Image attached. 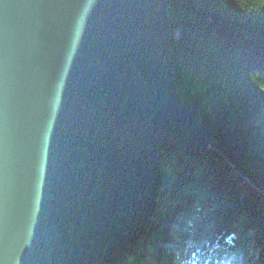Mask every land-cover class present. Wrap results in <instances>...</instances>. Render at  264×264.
Listing matches in <instances>:
<instances>
[{
    "label": "water",
    "instance_id": "95a60500",
    "mask_svg": "<svg viewBox=\"0 0 264 264\" xmlns=\"http://www.w3.org/2000/svg\"><path fill=\"white\" fill-rule=\"evenodd\" d=\"M171 38L167 0H0V264H105L152 218L159 147H212Z\"/></svg>",
    "mask_w": 264,
    "mask_h": 264
},
{
    "label": "trees",
    "instance_id": "16d2710c",
    "mask_svg": "<svg viewBox=\"0 0 264 264\" xmlns=\"http://www.w3.org/2000/svg\"><path fill=\"white\" fill-rule=\"evenodd\" d=\"M167 5L178 95L200 110L214 142L197 153L159 147L153 217L105 264H176L153 242H170L176 211L190 220L194 264H264V0Z\"/></svg>",
    "mask_w": 264,
    "mask_h": 264
},
{
    "label": "rangeland",
    "instance_id": "374dc122",
    "mask_svg": "<svg viewBox=\"0 0 264 264\" xmlns=\"http://www.w3.org/2000/svg\"><path fill=\"white\" fill-rule=\"evenodd\" d=\"M177 36H178V30L174 29L172 31V38L175 39V38H177ZM180 151L187 152V153H194V152L184 151V150H180ZM188 205L189 204H186L185 205L186 207L184 206L182 208H187ZM167 209H168V207L166 205H164V209L163 210H167ZM172 216H173L172 220L169 221V222L168 221L166 222V223L170 224V226L173 229V235H171L172 238H171L170 242L169 243H164V242H161L158 239H155L153 242H154V244L163 247V250H164L165 254L167 252H172V254H174V256H175L174 257L175 262H177L178 264H194V262H193V252H191L188 249V247L185 248V246H187V244H185V242L187 243L189 240L194 242L190 238L191 237L190 233H191V229H192L190 220L188 219V217H186V213L185 212L184 213H180L179 211H176ZM152 217H153V214H152ZM166 223L164 222V223H162V225H164ZM160 227L161 226H158V227H156V229H159ZM174 232H175V234H174ZM180 234H184L185 236L183 235L182 236L183 238L182 237L180 238V237H178V236H180ZM133 237L131 238L130 242L132 241ZM130 242L123 249H125L130 244ZM192 244L194 245L195 243H192ZM183 245H184V247H183ZM123 249H121V250H123ZM147 252H148V254L154 252V248L152 246L149 247ZM110 255L108 257H110ZM105 263H106V261H105Z\"/></svg>",
    "mask_w": 264,
    "mask_h": 264
}]
</instances>
